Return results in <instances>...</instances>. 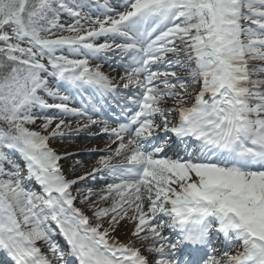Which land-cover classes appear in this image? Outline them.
Wrapping results in <instances>:
<instances>
[{
    "label": "snow or ice",
    "instance_id": "6c2138e0",
    "mask_svg": "<svg viewBox=\"0 0 264 264\" xmlns=\"http://www.w3.org/2000/svg\"><path fill=\"white\" fill-rule=\"evenodd\" d=\"M0 256L264 264V0H0Z\"/></svg>",
    "mask_w": 264,
    "mask_h": 264
},
{
    "label": "rangeland",
    "instance_id": "374dc122",
    "mask_svg": "<svg viewBox=\"0 0 264 264\" xmlns=\"http://www.w3.org/2000/svg\"><path fill=\"white\" fill-rule=\"evenodd\" d=\"M81 143H75L79 142ZM88 143L85 144L83 139H73L72 137L65 136L63 138H57L56 140L51 142V146L55 148L58 152H68L72 153L73 155L69 156L66 160L62 161L64 166V173L68 178H72L73 174H82L84 171H89L91 165L93 164L91 156L93 154L92 149H99L97 145L99 143ZM90 151L86 153H79L84 151ZM79 153V154H77ZM85 156V157H82ZM96 159V157H93ZM79 162V163H77ZM89 179H86L85 181L80 182L75 186L73 189L74 194H76V189H80L81 192H83L87 187H92L93 189H99L100 187L97 185H94L92 182H89ZM90 214V213H89ZM125 230L122 232V236L124 238H127V233L130 230V226L123 227ZM128 230V232H126ZM118 235V234H117Z\"/></svg>",
    "mask_w": 264,
    "mask_h": 264
},
{
    "label": "bare ground",
    "instance_id": "6f19581e",
    "mask_svg": "<svg viewBox=\"0 0 264 264\" xmlns=\"http://www.w3.org/2000/svg\"><path fill=\"white\" fill-rule=\"evenodd\" d=\"M105 145V144H104ZM104 145L102 146V147H104ZM127 226H130L131 227V225H127ZM62 243H63V240H62Z\"/></svg>",
    "mask_w": 264,
    "mask_h": 264
}]
</instances>
